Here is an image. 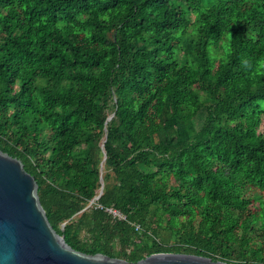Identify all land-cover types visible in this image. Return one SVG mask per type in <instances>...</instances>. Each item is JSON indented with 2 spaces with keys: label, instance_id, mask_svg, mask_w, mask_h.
Masks as SVG:
<instances>
[{
  "label": "trees",
  "instance_id": "16d2710c",
  "mask_svg": "<svg viewBox=\"0 0 264 264\" xmlns=\"http://www.w3.org/2000/svg\"><path fill=\"white\" fill-rule=\"evenodd\" d=\"M244 55L264 60V0H0V149L79 251L264 264V68Z\"/></svg>",
  "mask_w": 264,
  "mask_h": 264
},
{
  "label": "water",
  "instance_id": "95a60500",
  "mask_svg": "<svg viewBox=\"0 0 264 264\" xmlns=\"http://www.w3.org/2000/svg\"><path fill=\"white\" fill-rule=\"evenodd\" d=\"M112 115L107 117L110 119ZM104 152V150H103ZM105 152L100 165L102 173ZM103 190L100 186L98 198ZM0 264H232L208 257L158 252L136 262L71 247L51 225L34 176L0 149Z\"/></svg>",
  "mask_w": 264,
  "mask_h": 264
},
{
  "label": "clouds",
  "instance_id": "9594fccd",
  "mask_svg": "<svg viewBox=\"0 0 264 264\" xmlns=\"http://www.w3.org/2000/svg\"><path fill=\"white\" fill-rule=\"evenodd\" d=\"M225 51H227V44H225ZM258 65L261 68H264V60L259 57L252 56H241L240 57V69L243 72L248 73L250 76H253L256 71H258Z\"/></svg>",
  "mask_w": 264,
  "mask_h": 264
},
{
  "label": "built area",
  "instance_id": "2783aa9c",
  "mask_svg": "<svg viewBox=\"0 0 264 264\" xmlns=\"http://www.w3.org/2000/svg\"><path fill=\"white\" fill-rule=\"evenodd\" d=\"M105 211H107L113 218L118 220L126 219V216L114 207H105ZM136 228H138V226H136Z\"/></svg>",
  "mask_w": 264,
  "mask_h": 264
}]
</instances>
